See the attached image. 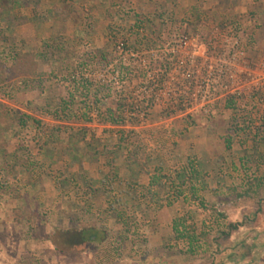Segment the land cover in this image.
Wrapping results in <instances>:
<instances>
[{
	"label": "rangeland",
	"instance_id": "374dc122",
	"mask_svg": "<svg viewBox=\"0 0 264 264\" xmlns=\"http://www.w3.org/2000/svg\"><path fill=\"white\" fill-rule=\"evenodd\" d=\"M22 3L32 35L0 31V264H264V0ZM122 96L124 135L99 117Z\"/></svg>",
	"mask_w": 264,
	"mask_h": 264
},
{
	"label": "trees",
	"instance_id": "16d2710c",
	"mask_svg": "<svg viewBox=\"0 0 264 264\" xmlns=\"http://www.w3.org/2000/svg\"><path fill=\"white\" fill-rule=\"evenodd\" d=\"M143 29V28H141ZM147 30V29H146ZM126 42V41H125ZM118 45L119 49H123L126 50L128 49L126 47V43H121ZM131 46H134L131 45ZM130 50L128 49L127 53H129ZM105 55V54H104ZM105 57V56H103ZM7 73H4V76H2L3 79L7 78ZM128 96H122L121 98H119L118 102H117V106L115 109L113 108H108L106 109V111L104 113H101L100 117V123L101 125L104 126H111L114 127L120 134H125L126 133V128L128 127V122L129 120H127V114L129 113V111H136V113H138V116H140L139 113H141L139 110L141 108V106H136L135 103L131 102L127 99ZM133 112V113H134ZM137 120H140V117L137 118ZM88 121H92L90 118ZM123 145L121 142L117 143L115 145L116 148H121ZM114 147V149H115ZM166 176H164L162 174V169H157L156 170V174H154L150 180V188H156L158 189L159 192H166L167 189L169 188L168 184L164 181ZM184 183V182H183ZM179 196H181L183 193L181 190H179L178 192ZM240 224H232V228L234 230L238 229Z\"/></svg>",
	"mask_w": 264,
	"mask_h": 264
},
{
	"label": "crops",
	"instance_id": "0c3cea01",
	"mask_svg": "<svg viewBox=\"0 0 264 264\" xmlns=\"http://www.w3.org/2000/svg\"><path fill=\"white\" fill-rule=\"evenodd\" d=\"M5 3L1 2L0 0V24L6 25L0 26V31L5 29L8 35L17 36L21 34L23 31L31 27L28 24H31L32 18L30 15H25L23 13L24 10H29L31 4L23 5L22 0H12V3H7L8 0H2ZM30 11V10H29ZM32 31V30H31ZM29 32V35H32V32ZM17 32V34L15 33Z\"/></svg>",
	"mask_w": 264,
	"mask_h": 264
}]
</instances>
